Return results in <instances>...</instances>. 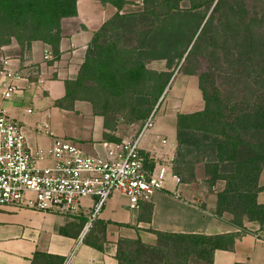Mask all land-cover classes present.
I'll use <instances>...</instances> for the list:
<instances>
[{"label":"crops","instance_id":"0c3cea01","mask_svg":"<svg viewBox=\"0 0 264 264\" xmlns=\"http://www.w3.org/2000/svg\"><path fill=\"white\" fill-rule=\"evenodd\" d=\"M141 10L142 0H125L120 9L107 0H76L75 14L59 21L56 54L41 40H32L24 48L12 37L0 43V60H6L17 74L12 80L0 78V109L22 127L27 148L44 154L39 166L50 164L53 136L73 140L85 154L108 158L112 144L134 128L119 123L110 130L103 117L93 113L89 101L66 94L101 25L115 13ZM46 48L50 49L48 57ZM145 67L156 72L170 70L163 60H152ZM180 76L173 78L168 103L139 137V152L147 165L153 161L172 163L176 115L198 111L194 107L201 103L192 75ZM9 85L13 92L3 98ZM41 123L48 124L50 134L38 130ZM257 184L264 185V168ZM223 188L221 179L207 181L203 163L197 161L190 179L180 177L174 182L167 176L163 188L140 201L136 210L127 207L120 192L111 193L93 217L94 200L90 197L82 198L72 215L0 206V264H121L136 244L154 246L156 233L234 235L230 249L213 250L210 264H264V226L245 216L236 218L239 224L233 223L234 216L226 211L215 214L216 193ZM256 202L264 204V190L257 193Z\"/></svg>","mask_w":264,"mask_h":264},{"label":"trees","instance_id":"16d2710c","mask_svg":"<svg viewBox=\"0 0 264 264\" xmlns=\"http://www.w3.org/2000/svg\"><path fill=\"white\" fill-rule=\"evenodd\" d=\"M75 1L0 0V43L12 37L24 48L32 40H41L56 54L59 21L75 14ZM107 1L117 9L125 3ZM180 1L142 0L138 13H115L93 34L66 95L89 101L106 127V104L97 107L78 96L76 89L85 81H95L109 83L116 91L135 92L136 85L148 82V97L130 104L133 121L144 120L182 57L202 54L216 62L225 50L226 56L242 62L243 77H252V85L236 80L220 91L213 83L204 86L206 75L198 74L203 108L176 115L175 149L189 147L186 151L194 153L195 162L203 163L207 181H224V188L216 193L215 214L226 211L234 216L233 223L239 224L236 218L245 216L264 226V204L256 202L257 193L264 190V185L257 184L264 167V42L257 20L234 0H189L184 10L179 8ZM204 6L211 7L207 16L198 12ZM152 60H163L170 70L146 68L145 63ZM182 74L195 75V71ZM156 234L154 246L136 244L121 264H151L161 259L164 264L169 252L174 254V264H210L213 250L230 249L234 237Z\"/></svg>","mask_w":264,"mask_h":264},{"label":"built area","instance_id":"2783aa9c","mask_svg":"<svg viewBox=\"0 0 264 264\" xmlns=\"http://www.w3.org/2000/svg\"><path fill=\"white\" fill-rule=\"evenodd\" d=\"M50 49H45V56ZM0 78L16 79L17 74L0 60ZM13 88L2 92L9 98ZM151 112L135 130L133 136H124L112 144L111 156L103 158L83 153L78 144L68 138L53 136L49 151L50 164L39 166L45 159L40 151H30L22 127L0 109V206L28 208L57 214H75L80 200L92 198L91 217L99 211L113 192H120L130 210H136L140 201L163 188L171 176L169 165L153 161L147 165L139 152L140 135L151 127ZM39 131L50 134L47 123ZM165 140H161L164 143ZM86 227V226H85Z\"/></svg>","mask_w":264,"mask_h":264},{"label":"rangeland","instance_id":"374dc122","mask_svg":"<svg viewBox=\"0 0 264 264\" xmlns=\"http://www.w3.org/2000/svg\"><path fill=\"white\" fill-rule=\"evenodd\" d=\"M235 2L241 3L243 6V10L247 12V16H255L257 20V25L259 26L258 32L261 35V38L264 42V0H234ZM232 0H229V3ZM190 5L189 0H182L179 2V8L182 10L186 9ZM211 7L206 9L200 7L198 12H206V16L209 14ZM225 50H223L224 54H220L219 61H213L210 57H205L200 55L190 56L188 58L182 57L178 62L177 66L174 68L172 75L170 76L168 83L166 84L165 92L158 96L152 109L149 113H153L154 118L160 113L161 108L166 105L169 101V98L172 95L173 78L175 80L179 79L182 75V72L185 71H195V75H192L195 82L197 83V75L205 74L204 86L208 83H213L217 87H219L220 91L223 89L229 88L232 83L236 80L243 81L248 84V86L252 85L253 79L252 77L244 78V67H242V62L235 60L234 57L226 56ZM264 56V55H263ZM151 61L145 63V66L149 64ZM247 65V64H246ZM209 76V78H208ZM135 92H131L130 90L126 91H116L112 89V86L108 83L100 84L97 82H83L80 87L76 89V94L78 96L87 97L92 100L95 105L98 107L100 105L106 104V128L112 130L115 129L119 123L125 124H133L134 128H132L128 133V136H133L135 134V127L140 125L142 120L133 121L135 116L134 109L131 108L130 104L135 101L136 98H144L148 97L147 92L148 82H143L134 87ZM199 90V89H198ZM200 93V91H199ZM160 98V99H159ZM159 100V101H158ZM198 101L201 102L200 105L194 107L195 110H201L203 108V101L200 97H198ZM179 102L174 104V109H177ZM134 106H137L134 104ZM189 147H181L180 149H175V157L171 163L168 161V165L170 167V171L173 175L177 176L178 179L180 177L182 179H190L192 177V171L195 164V157L193 152L188 153L186 149ZM264 168V167H263ZM181 173L179 176L178 174ZM167 258H165L164 264H174L172 261L174 259V254L169 252L165 254ZM170 257V259H169ZM151 264H163V259L155 260Z\"/></svg>","mask_w":264,"mask_h":264},{"label":"water","instance_id":"95a60500","mask_svg":"<svg viewBox=\"0 0 264 264\" xmlns=\"http://www.w3.org/2000/svg\"><path fill=\"white\" fill-rule=\"evenodd\" d=\"M189 48V47H188ZM165 89H166V86H165V88L163 89V91H162V93H161V96H162V94L165 92ZM160 99V98H159ZM159 101V100H158Z\"/></svg>","mask_w":264,"mask_h":264}]
</instances>
